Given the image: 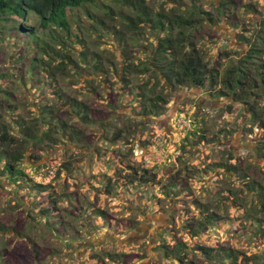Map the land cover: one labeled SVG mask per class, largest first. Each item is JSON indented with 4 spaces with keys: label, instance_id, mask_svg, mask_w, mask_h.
Listing matches in <instances>:
<instances>
[{
    "label": "rangeland",
    "instance_id": "rangeland-1",
    "mask_svg": "<svg viewBox=\"0 0 264 264\" xmlns=\"http://www.w3.org/2000/svg\"><path fill=\"white\" fill-rule=\"evenodd\" d=\"M183 1L190 3L193 0ZM119 2L96 0V6L91 7L109 25L110 35L107 36H101L93 25L95 22L84 14L83 9L78 11L79 17L73 18L72 28L79 35L77 39L83 42L59 48L69 58L63 59L54 54L55 59L45 60L52 66L61 61L67 63L65 75L59 74L57 81H49L44 70L30 72L27 69L29 60L20 59L25 54L20 55L28 51L23 39L8 34L5 40H0V125L10 124L11 131L16 133L22 125L34 126L37 123L39 126L42 110L46 113L51 111L47 114L51 121L49 128L43 126L46 133H42L41 139L24 144L26 156L18 164L33 179L30 188L14 186L0 177V255H5L4 258L0 257V264H14L16 259L23 256L32 263H39L40 257L43 264H93L91 255L108 252L129 255L126 256V264H167L155 238L151 240L148 237L140 244L143 247L129 240L138 233H145V227L132 230V223L149 219L150 227L156 226L152 217L159 210L155 203L158 197L156 187L160 186L159 183H169L178 175L186 178L190 190L178 195L179 202L175 212L172 211L176 221L167 228L170 235H167L165 243L174 239L185 240L194 246L232 248L253 257L254 264H264V211L259 210L260 205L254 194L246 192L248 181L256 180L264 184V177L259 172H253L254 166L249 165L251 161L246 159L244 172L248 171L250 178L242 181L244 191L239 199L242 205L231 207L224 202L228 199L224 190L227 187L235 188L234 182L213 164L224 161L225 154L230 151L227 146L219 147L217 137L222 139L226 135L235 147L243 145L249 148L255 145L256 137L264 139V130L249 121L245 103L225 95L217 96V90L212 86L170 88L153 76L137 74H128L129 79L125 81L122 71L124 59L138 63L143 52L147 47L151 49L156 39L150 27H145L144 23L136 21L134 24L121 19L122 13L134 14L132 8ZM196 2L219 17L212 2L219 4L220 0ZM250 2L259 10L258 14L250 12L247 4ZM145 3L156 12H177V3L170 0H145ZM229 7L231 10L227 12H235L240 22H246V30L252 31L245 32L247 38L252 39L253 33L260 34L264 27V0H237V5ZM31 22L39 24L35 17ZM217 22L216 26H211L209 22L202 26L201 22L196 36L209 67L218 65L223 68L232 61L237 62L250 46L241 37L238 39L237 31L240 28L234 31L227 19ZM261 33L264 37V31ZM258 44L263 50L260 58L255 60L264 63V42L259 39ZM33 52L29 50L28 56ZM84 52L87 61H93L91 53L97 52L107 73L89 75L92 72L86 66V58L82 55ZM34 64L35 61L31 65ZM81 67L89 70L82 76L76 73ZM21 69L27 70L25 81L18 79L17 74ZM262 70L264 72V66ZM87 77L92 81H86ZM257 82L260 83L261 78ZM152 84L156 85L153 86L155 93L165 95L167 105L162 114L144 119L139 115V100H135L130 90H137L140 86L150 95ZM57 90L63 94L62 97H57ZM252 90L259 94L257 99L260 106H264V85L259 90ZM4 92H7V98ZM251 98L248 100L251 101ZM70 99L88 104L95 115H102V121L108 123V128H104L101 121L83 123L80 116L73 115L68 107ZM108 114L110 118H107ZM48 119L45 117V121ZM62 123L66 124L64 134L61 132ZM194 124L197 129L205 131L202 133L211 136V142L203 146L201 138L197 137V143L193 145L189 138L186 148H178L183 135ZM243 124L244 128L241 126ZM123 127L127 128L123 138L112 140L118 129ZM76 128L81 129L80 134H76ZM248 128H252L253 133L241 135V130L244 132ZM223 129L227 131L222 132ZM213 133L215 136H212ZM17 135L22 136L19 132ZM168 155H171L169 158L180 156L179 167L178 160L175 162L174 158L167 162L163 160ZM242 155L250 157L251 152L245 148ZM252 160L257 158L253 157ZM0 165L3 167L4 163ZM145 168L155 173L156 177L146 175L148 180L143 184L147 186L143 188L138 180L145 175ZM8 176L13 184L22 179H19L18 170L13 177ZM131 179L134 181L131 182ZM34 182L48 185V192L42 194L45 196L32 191ZM143 198L149 201L145 203ZM196 200L217 213L220 221L216 225L210 224L205 235H198L193 240L184 225L194 222L196 227L201 217L194 204ZM162 203L167 205L169 202L164 200ZM48 205H55L59 210H55L46 222L43 216L39 218V211ZM141 207L143 209L139 211ZM74 230L81 232L84 238H75ZM86 237L90 238L86 240ZM188 259V264L213 263L203 261L201 254H190ZM105 263L117 264L110 260ZM168 264L181 263L171 261Z\"/></svg>",
    "mask_w": 264,
    "mask_h": 264
},
{
    "label": "trees",
    "instance_id": "trees-1",
    "mask_svg": "<svg viewBox=\"0 0 264 264\" xmlns=\"http://www.w3.org/2000/svg\"><path fill=\"white\" fill-rule=\"evenodd\" d=\"M118 1H120L119 3L122 5L132 8L131 10L134 14V16H131V14L128 15V13H122L120 18L128 20L130 23L134 24L136 21L144 23L145 27H150V31L156 39L152 48L148 49L147 47L145 52H143V57L138 63H135L132 60L128 61L127 58L124 59L122 71L125 81L129 79L128 74H137L138 76H153L158 82H163L170 88H174L175 86H194L197 88L212 86L217 90V96L225 95L232 97L234 101L245 103L247 106H245L244 109L249 115V121L256 123L257 127L264 130V106H260V102L257 99L259 94L252 90V88H257L259 90L262 88V85H264V72L262 70L264 63H259L255 60V58H260V52L263 50L258 43L259 39L264 42V37L261 33V31H264V27L259 35L253 33L254 37L252 39L247 38L245 32H249L250 30H246V22H240L237 19L235 12H227L228 10H231L229 5H237V0H220L219 4L212 2L217 9L220 19L218 16L213 15L212 10L204 9V6L197 3L196 0H193L190 3L184 2L183 0H170L171 2L177 3V6H175L177 12H174V10L171 12H156L145 3V0ZM247 4L251 8L250 12L258 14L259 10L254 6V3L250 2ZM95 6L96 0H0V40H5L8 34L17 39H23L25 48H27L28 51H24L22 55H20L23 56L25 54L27 57L24 56L20 59L22 60L26 58L29 60V66L27 69H29L30 72L37 69L44 70L47 72L49 81H57L59 74L65 75L67 63L61 61L52 66L45 60L47 58L55 59V55L61 56L63 59L69 58V55L64 54L59 48H65L68 45L74 46L75 44L73 43L77 44V42H83V40L77 39L79 35H77L72 28L73 18L79 17L78 11L83 9L84 14L96 23H93V25L99 30L101 36L110 35V27L106 23L104 17L91 10V7ZM34 17L39 20V24L31 22ZM222 19H227L229 24L232 25V28H234V31H237V29L240 28V30L237 31V37L238 39L240 37L241 39H244L250 48L245 54L241 55L237 62L232 61L227 67L222 68L218 65L209 67L202 54L201 48L199 47L196 33L199 32L201 22L202 26L207 22H209L211 26H216L218 24L217 21ZM3 27H6V29H3ZM255 39H257V42ZM124 44L125 43H123V45ZM29 50H34V52L32 55L28 56ZM122 51L124 52L123 55H125V45ZM91 54L93 61H87L86 53H82L87 61L86 66L92 72L88 74L92 75L97 72L107 73L102 63H100L101 58L97 52H92ZM33 61H35V66L31 65ZM49 68H51V70H49ZM85 68L81 67L80 69H77L76 73H79L82 76V74L88 70ZM26 71V69H21L18 74L16 73L19 75L18 79L25 81ZM27 73L29 74V72ZM13 74H15V72H13ZM259 78H261L260 83L257 82ZM85 80L92 81V79H89L88 77L85 78ZM153 84L150 85V95H148L147 91L140 86H138L139 89L137 90L130 87L133 89L130 90V93H132L131 95L135 97V100H139L138 104L141 109L139 115L144 119L145 117L151 118L152 116L162 114L167 105V98L163 93H155V87L153 86L156 85ZM55 94L57 97L63 96L59 90H57ZM6 96H8L7 92H4V97L7 98ZM250 97H252L251 101L248 100ZM68 107L72 110L73 115L80 116V120L83 123H98L101 121V125L104 128L106 127L107 129L109 126L106 121H102V115H95L93 110H89V105L82 101H71L70 99L68 100ZM48 112L51 113L50 110H48ZM42 113L43 116L41 117V123L39 126L37 123L34 124V126L22 125L21 129L18 130L22 136L17 135L18 132L13 133L10 129V124L2 123V125H0V164L4 163V165H2L3 167L0 165V177L3 178V180L8 181L9 184L29 187L31 181L33 182V179L28 177V173L25 169L18 164L22 163L26 156L24 155V150L26 149L24 144L27 141L33 143L36 140L41 139L43 135L42 133H46V128L43 126L47 125L49 128L51 124L50 117L47 115L49 113H46L44 109L42 110ZM181 115L182 114H180V116ZM186 116L188 118V114ZM45 117L49 118V121H45ZM107 118H110L109 114L107 115ZM130 120L133 121V118L130 117ZM61 128V132L64 134L66 124L62 123ZM191 128L192 129H189V131L187 130L185 135H183L178 148H186V145H188V139L199 135L196 128H193V126H191ZM75 131L76 134L81 133L80 128H76ZM124 131H127V128H119L114 137H112V140L118 141L123 138ZM252 133V128L246 129L245 134L251 135ZM70 137L73 139L71 133ZM202 137L204 136L202 135ZM261 141H263V143H261L264 147V139ZM215 164L217 168H222L229 172L236 170L233 166L228 164V162L225 164ZM16 170H18L19 179H22L20 181L18 180V183L13 184L9 181L8 174L13 177ZM149 170L150 169L145 168V175H141L138 180L143 185V188L147 186L143 184V182L148 180L146 175L152 174ZM242 170H244V168ZM152 176L156 177V174L154 173ZM246 177L247 173H242V178L244 179ZM184 180H186L184 176L178 175L176 179L171 180L167 185H163L162 188L156 187L158 188L156 189L158 197L155 200V203H157L158 206L161 204V197L158 195V190L159 192L163 190L165 201L167 200L169 203H173V205L175 204L172 210L175 212L176 205L179 202L177 200L178 195H181V192H185L186 183ZM133 181L134 180L131 179V182ZM157 184L158 183H155V185ZM47 186L48 185L43 183L34 182L32 191L38 195H42L48 192ZM247 186L249 190L257 191L256 193L260 197L259 210L264 211V184L252 180ZM107 190L110 192V189ZM141 193L142 191H140V194ZM140 196L142 197L143 194ZM143 200H145V203L149 201V199L145 198H143ZM194 202L196 208L201 212V217L196 224V227H194V222H188L184 225V227L189 229L186 232L190 235L189 237L191 239L193 238V240H195L198 235H205L210 224L216 225L220 221L219 215L214 211H210L207 205L200 203L199 200ZM48 203L52 204L51 201ZM169 203L167 205H169ZM44 208L45 209H40L39 218L43 216L46 222L49 221L50 216L55 213V210H59L55 205H48ZM142 209L143 208L141 207L139 211ZM139 223H141V221L132 223L131 229L134 230ZM153 231L154 229H151L148 232L149 236L152 235V237H154L155 234ZM84 232L87 233V230L85 229ZM72 233L76 234L75 238L77 239L84 238L79 231L74 230ZM167 235L170 234L164 231V233L162 232L161 234L162 237L156 240L157 248H159L163 259L166 261L172 260L180 262L181 264H188V256L190 254H201L204 258L203 261L213 262L212 264H254L252 261L253 257L251 258L245 253L233 250L232 248H217L205 245L194 246L192 244H187L185 240L175 241L174 239L166 244L165 239ZM89 238L90 237H86V240ZM4 256L3 254L0 255L1 258H4ZM126 256L129 255L125 253L108 252L104 253V255L94 254L90 257L93 264H106L105 262L107 260L117 264H126ZM135 257L139 258L138 255H135ZM19 258L20 259L14 261V264H43L44 262L40 257L38 259L39 263L29 262V258L24 256ZM3 261H6V259H3Z\"/></svg>",
    "mask_w": 264,
    "mask_h": 264
},
{
    "label": "flooded vegetation",
    "instance_id": "flooded-vegetation-1",
    "mask_svg": "<svg viewBox=\"0 0 264 264\" xmlns=\"http://www.w3.org/2000/svg\"><path fill=\"white\" fill-rule=\"evenodd\" d=\"M241 126L243 127L244 124L241 125ZM193 128H196V131L199 134V135H197V137L201 138L200 142H202L203 146H207L208 143L211 142V136L209 134H207V133H202V132H205V131L197 129V125H195V124H194ZM225 131H227V130L226 129L222 130V132H225ZM245 132H246V130H244V132L241 130V135H244ZM202 135L204 137H202ZM212 136H215V133H213ZM197 137H194V138L190 137L192 139V144L193 145H195V143H197ZM218 139H219V142H220V144H218L219 147L227 146L228 148H230L229 149L230 151H228L225 154L226 157H225L224 161H218L217 163L225 164V163L228 162V164H230L231 166H233L236 169L233 172H229V171H226V170H224L222 168H218L221 171L225 172V174L228 177H230L231 180H233V182H234L233 185L235 186V188H233V187L225 188L224 192H225V194H227V196H228L227 198L228 199L224 200V202L227 203L228 205H230L231 207H236L237 208V207L242 205V203H241V201L239 199L242 197V192L244 191V188L242 186V181H243L242 173H244V170L246 169L245 160L249 159L251 161V162H249V165L254 166V168H252L253 172H255V173L259 172L264 177V147H263V144H262L263 141H261L258 137H256V139L254 140L255 141V145L248 148L247 146H243V145H239V147H235V145L232 144V142L230 141V138H227L226 135H223L222 139H220V137H217V140ZM181 148H183V147H181ZM245 148H247L251 152L250 157L242 155V152L244 151ZM179 157L180 156H178V155L173 157L175 159V162L178 160L177 161V166L178 167H179V164H178L179 163ZM253 157H256L257 160H252ZM173 158H169V155H168V157L166 159H163V160H166V162H167V161H171ZM182 163H183V161H182ZM213 164H215V163H213ZM243 168H244V170H242ZM246 173H247V177L246 178H250V175H248V171H246ZM175 177H177V176H175ZM184 181L186 183L185 191L188 192L190 190L189 187H188V182L186 180H184ZM248 182H250V181H248ZM159 184H160V186L157 184L158 188L159 187L162 188L163 185H167V183L166 184L159 183ZM246 192H250L251 195L254 194L256 202L259 203L260 197L256 193L257 191H251V190H249V188H247ZM159 196L161 197V202H160L161 204L159 205L158 213H156L155 215H152V217L155 219L156 226L155 227H150L151 223L149 222V219H145L144 221L141 220V223H139V225H137L136 228H134V230H136V229L139 230V228L145 227L144 228L145 229V233H143L142 235H140L138 233L137 236L130 237V240H129L130 243H135V244H138L139 246L143 247L144 245H140V244L144 243L148 239V237L151 238V240H154V238L156 240L161 238L162 237L161 236L162 232L163 233H164V231L167 232V228L171 225V223L173 221L174 222L176 221L175 215L172 214V210H173V207L175 206V204L173 205V203H169V205H165V204L162 203L165 200V198H164L165 195L163 194V190L159 192ZM255 210H257V209H255ZM177 221L180 222V220H177ZM142 225H144V226H142ZM144 229H143V231H144ZM151 229L155 230L154 237H152V235L149 236L148 232ZM144 263H147V261H144Z\"/></svg>",
    "mask_w": 264,
    "mask_h": 264
},
{
    "label": "crops",
    "instance_id": "crops-1",
    "mask_svg": "<svg viewBox=\"0 0 264 264\" xmlns=\"http://www.w3.org/2000/svg\"><path fill=\"white\" fill-rule=\"evenodd\" d=\"M166 261V260H165ZM172 260H167L166 263L168 264L169 262H171Z\"/></svg>",
    "mask_w": 264,
    "mask_h": 264
}]
</instances>
